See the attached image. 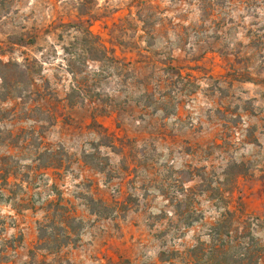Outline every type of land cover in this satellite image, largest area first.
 Here are the masks:
<instances>
[{
  "label": "rangeland",
  "instance_id": "rangeland-1",
  "mask_svg": "<svg viewBox=\"0 0 264 264\" xmlns=\"http://www.w3.org/2000/svg\"><path fill=\"white\" fill-rule=\"evenodd\" d=\"M85 29L116 62H85ZM0 58L48 80L2 105L0 264H192L233 162L223 194L264 217V0H0ZM61 214L77 242L40 245Z\"/></svg>",
  "mask_w": 264,
  "mask_h": 264
},
{
  "label": "trees",
  "instance_id": "trees-1",
  "mask_svg": "<svg viewBox=\"0 0 264 264\" xmlns=\"http://www.w3.org/2000/svg\"><path fill=\"white\" fill-rule=\"evenodd\" d=\"M78 27V25H71ZM36 42L34 36L26 39L23 36H14L11 43L18 46H26ZM81 52L85 62L92 60L95 62L110 64L116 62L104 46L98 43L92 32L85 29L82 31ZM69 72L74 79L78 75H83L85 71L75 70L71 64L68 66ZM47 88L48 80L41 78L40 71L35 69L32 61L27 58L23 62L4 61L0 58V124L8 117L2 105L12 96L26 98L34 95L42 97L43 92L37 89V82L43 81ZM36 88V91H35ZM34 89V90H33ZM79 88H71L67 94L68 104L74 106L82 103L83 97L78 93ZM77 99H81L78 101ZM99 167V166H98ZM103 167L100 170L103 171ZM0 173V179L6 178L7 172ZM248 174V170L243 162H233L224 170L225 188H216L217 193L221 196H211L223 209L220 218L210 226L209 232L205 234L206 239H198L190 250L189 255L192 264H264V217L254 216L241 219L236 210L232 209V199L223 193L233 191L236 180L240 176ZM221 205V206H220ZM61 225H58V233L53 230L49 232L48 226H40L39 243L43 246L45 240L53 239L59 241L57 249L62 248L70 243L77 242L82 221L68 214H61ZM190 218V217H189ZM194 220L190 218L188 225H192Z\"/></svg>",
  "mask_w": 264,
  "mask_h": 264
}]
</instances>
